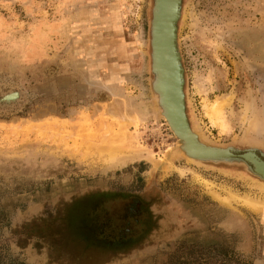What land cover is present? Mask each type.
<instances>
[{"label":"rangeland","instance_id":"rangeland-1","mask_svg":"<svg viewBox=\"0 0 264 264\" xmlns=\"http://www.w3.org/2000/svg\"><path fill=\"white\" fill-rule=\"evenodd\" d=\"M155 5L0 0V264H264L244 203L264 179L238 155L264 154V0H182L186 117L222 159L188 157L161 112Z\"/></svg>","mask_w":264,"mask_h":264},{"label":"water","instance_id":"water-1","mask_svg":"<svg viewBox=\"0 0 264 264\" xmlns=\"http://www.w3.org/2000/svg\"><path fill=\"white\" fill-rule=\"evenodd\" d=\"M182 0H156V5L153 10L154 18L152 21V69L156 74V80L153 84L154 89L158 94V104L161 107L163 116L167 119L170 127L176 133L177 137L183 142L182 148L185 153L191 159H222L234 156L230 147L222 148L212 145H207L199 141L194 134V137L190 135L189 139L195 138V142L204 146L210 152L198 153L191 149L189 145L188 137L180 134L172 120V106L166 101H169V79L168 68L166 65L168 61L174 66L176 73V88L175 95L178 97V108H180L179 114L182 115L183 120L187 124V117L185 111V96H184V68L181 62V55L178 46V19L181 13ZM169 35V36H166ZM177 105V104H176ZM179 110V109H178ZM171 115V116H170ZM257 153V147L251 148ZM250 150V151H251ZM248 153V152H247ZM244 161H248L249 165H252L254 173L264 179V172L261 171L254 161H251L249 157L244 153L241 155Z\"/></svg>","mask_w":264,"mask_h":264},{"label":"bare ground","instance_id":"bare-ground-1","mask_svg":"<svg viewBox=\"0 0 264 264\" xmlns=\"http://www.w3.org/2000/svg\"><path fill=\"white\" fill-rule=\"evenodd\" d=\"M166 36H169V35H166ZM166 67L169 69L168 70V79H169V88H168V90H169V95H170L169 101L168 102L166 101V104L168 105V103H169L170 106H172V113H173L172 120H173L176 128L178 129L180 134H183L184 136L188 137V139H189L190 135H191V137L192 136L194 137V134L195 135H197V134L195 132H193L189 128L190 126H189L188 120H187V124H186V122L182 118V115L179 114L180 108H178V97L175 95V88H176L175 86H176V81H177L176 80L175 69H174V66L169 61H168V64L166 65ZM228 103H229V100H227V99H224V100L216 99L211 104H205L204 105L205 113L209 117L210 121L213 124H216V125L220 126V128H222V129H225L227 127V119L224 117V110H225V107L228 105ZM196 138L199 140V136L198 135L196 136ZM189 140H190L189 141L190 142L189 145L191 146L192 150H194V151H196L198 153L210 152V151H208V149L204 148V146L196 143L195 142L196 141L195 138H193L192 140L191 139H189ZM129 149H130V147H129ZM121 150H122V148H121ZM121 150L117 151L118 153L115 152V153H111L110 154V152H113V151H110V149H109V151H108L109 154H110V159L109 160H111V162L113 161L115 163L124 162L126 157H125V153L121 154V153H123V152H120ZM128 153H129V150H128ZM132 153H129V154L132 155ZM137 153H139V152H137ZM137 153H133V154H137ZM108 155H107V158L109 157ZM246 155L249 157V159L251 161L255 162V165L261 171L264 172V159L263 158L258 156L257 153L254 152V151H248V153H246ZM260 186L262 187V189H264V183H262ZM244 203L249 205V206H251V207H258V206H261V205L263 206L264 205V202H262V200L261 201H259L258 199L254 200V199L250 198L249 196L245 197V202Z\"/></svg>","mask_w":264,"mask_h":264},{"label":"flooded vegetation","instance_id":"flooded-vegetation-1","mask_svg":"<svg viewBox=\"0 0 264 264\" xmlns=\"http://www.w3.org/2000/svg\"><path fill=\"white\" fill-rule=\"evenodd\" d=\"M248 151H250V150H245L244 152H241V153L238 154V155L241 156V155H243L244 153H247ZM257 155L264 159V154L257 153ZM246 163H247V162H246ZM247 164L249 165V163H247ZM250 167L252 168V165H251Z\"/></svg>","mask_w":264,"mask_h":264}]
</instances>
